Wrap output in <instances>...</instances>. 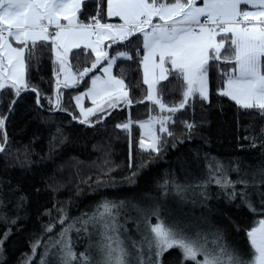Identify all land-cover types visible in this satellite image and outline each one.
Returning a JSON list of instances; mask_svg holds the SVG:
<instances>
[{"label":"snow or ice","instance_id":"snow-or-ice-1","mask_svg":"<svg viewBox=\"0 0 264 264\" xmlns=\"http://www.w3.org/2000/svg\"><path fill=\"white\" fill-rule=\"evenodd\" d=\"M93 2L94 14L87 15V0H0V93H12L9 113L21 94L30 90L36 95L38 109L46 100L49 112H67L79 124L95 127L121 104L133 105L124 69L113 73L118 63L130 62L136 64V74L142 73V84L147 86L146 95L137 103L148 101L160 112L145 121L128 119L115 125L129 133L130 150L133 123L141 130L140 150L159 155L165 143L161 134L172 137L175 147L176 139L168 125H175L176 114L190 102H210L212 74L220 81L219 97L234 102L238 110L264 118V0ZM133 41L137 42L135 48L130 47ZM121 48L125 50H118ZM40 50H46L51 58L54 96H42L27 79L33 63L39 62L36 53ZM81 55L91 58L90 66L74 72L70 61ZM169 77L181 82L182 89L180 101L171 106L164 102L159 87ZM81 81L86 91L72 98L79 109L78 115H73L63 106L62 89H75ZM85 98L91 101V107L83 106ZM6 120V115H0V130ZM183 123L189 133L195 128L193 123ZM257 141L264 154V129L251 137L250 148H256ZM7 145L5 131L0 153L7 151ZM204 159L206 172L197 183L181 184L174 175L157 182L160 202L147 193L144 196L151 202L143 205L132 204L128 198L104 197L91 213L71 219L56 205L46 209L49 223L43 226L41 236L47 239L32 240L31 255L26 254L22 264H36L37 255L39 264H170V250L177 252L174 264H264V162L242 170L239 158L227 163L207 155ZM137 174L125 178L130 185L135 184ZM230 174L237 178L231 179ZM213 184L225 207L238 217L249 214L261 218L253 219L254 226L242 230L223 213L220 222H214L203 213L199 217L173 214L163 203L170 191L181 200L191 192L193 204L199 201L207 207ZM105 186L116 187V182ZM24 200L21 197L20 204ZM129 205L136 216L127 213ZM53 210L59 221L52 218ZM130 221L134 225L131 230L126 227ZM16 222L11 223L14 226ZM57 223L61 230L53 236ZM222 223L242 237L239 245L229 242ZM73 232L78 239L87 240L83 252L75 251ZM11 234V228L0 234V264H8L4 253Z\"/></svg>","mask_w":264,"mask_h":264},{"label":"trees","instance_id":"trees-1","mask_svg":"<svg viewBox=\"0 0 264 264\" xmlns=\"http://www.w3.org/2000/svg\"><path fill=\"white\" fill-rule=\"evenodd\" d=\"M95 7L93 0H87L84 11L87 15L94 14ZM136 43L133 41L130 47L135 48ZM36 59L39 62L33 63L28 82L42 96H54L55 77L51 58L46 50H40ZM70 62L73 70L78 71L90 66L91 58L81 55ZM121 69H124L133 105L121 104L95 127L79 124L67 112H49L46 100L41 101L43 108L38 109L36 95L30 90L21 94L9 113L12 93H0L1 115L7 116L5 128L0 130V139L5 131L8 136L7 151L0 156V234L11 228L12 234L4 253L8 264H22L26 254L31 255V241L47 239L46 235L41 236L43 226L49 223V217L44 213L53 205L57 209L63 208L71 219L82 213H91L93 206L104 197L116 200L130 197L142 200L140 204H147L151 202L144 196L147 193L149 198L160 202L161 190L156 187L157 182L173 175L181 184L199 182L206 172L205 155L225 163L239 158L242 170L245 166L255 167L264 162L259 141L256 148H250L251 137L258 136L264 129V118L255 112L238 110L234 102L219 97L220 81L216 74L210 76V102L201 103L199 99L194 104L190 102L186 109L176 114L175 125H168L176 139L175 147L172 146L173 138L162 134L165 143L159 155L140 150L139 129L134 125L130 133L133 141L130 150L129 133L117 129L115 125L123 123L128 113L133 121H138L160 112L148 101L137 103L146 95L147 86L142 84V73L136 74V64L118 63L114 66V73L119 74ZM85 79L89 80V77ZM159 87L166 104L171 106L180 101L181 82L169 77V81L161 82ZM85 88L81 81L75 89H62L63 106L73 115L77 112L72 98ZM185 121L195 125L191 133L184 126ZM245 137L249 139L245 140ZM138 165L146 166L138 168ZM109 169L112 171L107 176L102 175ZM133 172L138 174L135 184L130 185L125 178L131 177ZM230 178L235 180L237 176L230 174ZM111 181L116 182V187L105 186ZM210 192L212 199L207 202V207H202L199 201L193 204V193L189 192L185 199L187 203L183 205L184 211L196 217L203 213L214 222H220L223 213L231 216L242 230L250 229L254 226L251 221L261 218L249 214L238 217L232 209L225 207L214 184ZM173 193L169 192L170 195ZM21 197L25 198L22 204ZM165 199L163 203L167 206ZM169 201L179 203L176 199L170 198ZM52 218L59 221L55 210ZM12 220L17 221L14 226ZM155 222L153 219L152 223ZM224 225L221 224L230 232L233 243L239 245L242 237L236 234L233 227L227 223L228 228ZM60 230L61 225L57 223L51 235L55 236ZM72 240L75 251L83 252L87 240L78 239L75 232L72 233ZM176 255L175 250L167 254L170 264H174ZM34 259L39 264V255Z\"/></svg>","mask_w":264,"mask_h":264},{"label":"rangeland","instance_id":"rangeland-1","mask_svg":"<svg viewBox=\"0 0 264 264\" xmlns=\"http://www.w3.org/2000/svg\"><path fill=\"white\" fill-rule=\"evenodd\" d=\"M243 7V6H242ZM112 22H117V21H112ZM74 71V70H73ZM113 73H114V69H113ZM115 74V73H114ZM62 78V77H61ZM89 80H90V76H89ZM83 91H86V88L84 89V90H82V91H80V92H83ZM77 94H79V92L78 93H76L75 95H77ZM74 106H75V100H74ZM83 106L84 107H91L92 105H91V101L89 100V99H87V98H85L84 99V101H83ZM76 109V108H75ZM76 112H77V115H78V113H79V109H76ZM160 114V113H159ZM159 114H157V115H159ZM0 115H1V111H0ZM157 115H151V116H157ZM128 119H131L130 118V116H129V113H128V117L126 118V120L124 121V122H126ZM148 119V117L147 118H145V119H142V120H138V121H145V120H147ZM132 120V119H131ZM133 121V120H132ZM123 122V123H124ZM134 122H136V121H134ZM134 125H136L135 123H133V125H132V127L134 126ZM137 126V125H136ZM132 127H131V129H132ZM138 127V126H137ZM139 129V128H138ZM140 132H141V130L139 129V140H140ZM162 135V134H161ZM126 198H128L130 201H131V203L132 204H140V202H142V200H136V199H134V198H130V197H126ZM170 198H171V200L172 199H176L177 201H179V203H174V202H172V203H170ZM123 199H125V198H120V199H118V200H123ZM165 201L167 202V209L170 211V212H172L173 214H176V215H181V214H187L185 211H184V208H183V205L184 204H186L187 202H185V200H181V198L179 197V198H177L176 197V194H168V196L166 197V199H165ZM144 203H141V205H143ZM126 211H127V213L130 215V216H136V212H135V210L134 209H132L131 208V205H129L128 206V208L126 209ZM188 215H190V213L188 212ZM191 216H193V215H191ZM225 225L224 226H226L227 228H228V226L226 225V223H224ZM78 226V225H77ZM126 227H128L130 230L134 227V225L131 223V221L126 225ZM228 234H230V232L228 231ZM133 235H134V233H133ZM228 239H229V242L230 243H232L233 245H236L235 243H233V239H232V236L230 237V235H228Z\"/></svg>","mask_w":264,"mask_h":264},{"label":"water","instance_id":"water-1","mask_svg":"<svg viewBox=\"0 0 264 264\" xmlns=\"http://www.w3.org/2000/svg\"><path fill=\"white\" fill-rule=\"evenodd\" d=\"M4 130V129H3ZM0 156H1V153H0Z\"/></svg>","mask_w":264,"mask_h":264},{"label":"crops","instance_id":"crops-1","mask_svg":"<svg viewBox=\"0 0 264 264\" xmlns=\"http://www.w3.org/2000/svg\"><path fill=\"white\" fill-rule=\"evenodd\" d=\"M75 72V71H74Z\"/></svg>","mask_w":264,"mask_h":264}]
</instances>
